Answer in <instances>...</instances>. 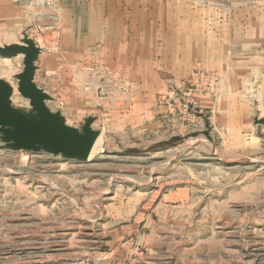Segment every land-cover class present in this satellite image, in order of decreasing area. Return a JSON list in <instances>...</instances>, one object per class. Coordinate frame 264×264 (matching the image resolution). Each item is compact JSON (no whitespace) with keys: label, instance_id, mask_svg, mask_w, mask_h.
Listing matches in <instances>:
<instances>
[{"label":"rangeland","instance_id":"1","mask_svg":"<svg viewBox=\"0 0 264 264\" xmlns=\"http://www.w3.org/2000/svg\"><path fill=\"white\" fill-rule=\"evenodd\" d=\"M110 26H168L157 62L111 61ZM24 33L47 106L100 134L85 161L0 149V264H264V0H0V45Z\"/></svg>","mask_w":264,"mask_h":264},{"label":"water","instance_id":"2","mask_svg":"<svg viewBox=\"0 0 264 264\" xmlns=\"http://www.w3.org/2000/svg\"><path fill=\"white\" fill-rule=\"evenodd\" d=\"M40 47L26 33L20 42L0 45V56L23 55V69L16 74L19 93L30 109L13 106L12 86L0 78V149L45 152L64 159L85 161L100 132L92 127L93 116L84 118L80 128L66 124L59 111L46 104L51 96L34 81ZM264 123V119L256 120Z\"/></svg>","mask_w":264,"mask_h":264},{"label":"crops","instance_id":"3","mask_svg":"<svg viewBox=\"0 0 264 264\" xmlns=\"http://www.w3.org/2000/svg\"><path fill=\"white\" fill-rule=\"evenodd\" d=\"M79 26H80L79 30L76 28L78 30L77 31L78 36L81 38V35L84 36V34H86V32H87V34L90 38L89 42H91V40L93 39L94 28L96 26H92V25L82 26L81 24ZM164 27H168V26H110V29H107V30H108V39L112 40V41H110V43L112 42V44H109V43L106 44V46H107L106 53H108V55L111 56V61L125 62V61H128V58H130V60H134V59H132V57L135 56L136 57L135 61H137V62H140V63L153 62V63H155L158 60L157 55L153 51L151 53V52L145 50L144 40L146 37L151 38L153 41L156 40L160 34L158 32H160V30ZM146 31L148 33H152V36H149V35L146 36ZM167 31H168V29L166 30V32ZM165 36L168 38V33H166ZM82 38L84 39V37H82ZM113 39L115 40L114 43H113ZM89 44H91V43H89ZM89 44L85 45V43H81L80 44V48H81L80 53L83 54L84 51H86L88 48H89V51L91 52L90 47H88V46H91ZM180 45H181V43H180ZM181 46L178 45V47H179V50L177 52L178 58H176V61H178V62H180L179 59H181L180 55L182 54V50H183V49H181ZM119 47H120L121 51H119ZM166 48L170 52L171 48L169 49L168 43L166 44ZM122 50H125V51H122ZM186 54H187V52H184L185 56H186ZM83 55H85V54H83ZM80 56H82V55L80 54ZM81 58L82 57H80L79 60H81ZM184 61L186 62V60H184ZM179 64L180 63H178V68H180L184 71L187 70L186 65L184 68H181ZM35 75H36V71H35ZM229 110L231 111L232 108H230ZM216 111L218 113L219 109L215 110V113H216ZM226 111H227V109H226ZM232 112H236V109H233ZM223 115H226V114H223ZM220 118H221V116H219V115H216V117H215L216 120L217 119L220 120ZM217 126H219L221 128H225V126L222 124V121H220V123H218Z\"/></svg>","mask_w":264,"mask_h":264},{"label":"built area","instance_id":"4","mask_svg":"<svg viewBox=\"0 0 264 264\" xmlns=\"http://www.w3.org/2000/svg\"><path fill=\"white\" fill-rule=\"evenodd\" d=\"M206 72H201V71H198L195 75H203L205 74ZM205 76H207L208 78H215L213 74H206ZM209 84V83H208Z\"/></svg>","mask_w":264,"mask_h":264},{"label":"bare ground","instance_id":"5","mask_svg":"<svg viewBox=\"0 0 264 264\" xmlns=\"http://www.w3.org/2000/svg\"><path fill=\"white\" fill-rule=\"evenodd\" d=\"M96 144H97V140H96L94 146L92 147V150H91V153L90 154H92L96 150ZM24 151L27 152V150H24Z\"/></svg>","mask_w":264,"mask_h":264}]
</instances>
